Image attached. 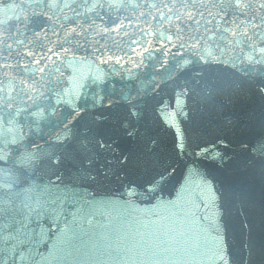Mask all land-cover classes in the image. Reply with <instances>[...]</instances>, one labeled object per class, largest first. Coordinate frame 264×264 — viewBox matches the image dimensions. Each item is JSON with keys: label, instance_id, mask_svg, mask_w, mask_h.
I'll use <instances>...</instances> for the list:
<instances>
[{"label": "water", "instance_id": "water-1", "mask_svg": "<svg viewBox=\"0 0 264 264\" xmlns=\"http://www.w3.org/2000/svg\"><path fill=\"white\" fill-rule=\"evenodd\" d=\"M0 264H264V0H0Z\"/></svg>", "mask_w": 264, "mask_h": 264}]
</instances>
